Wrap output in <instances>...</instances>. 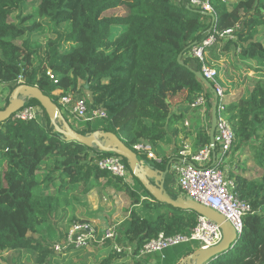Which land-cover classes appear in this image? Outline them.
<instances>
[{
	"label": "trees",
	"instance_id": "trees-1",
	"mask_svg": "<svg viewBox=\"0 0 264 264\" xmlns=\"http://www.w3.org/2000/svg\"><path fill=\"white\" fill-rule=\"evenodd\" d=\"M201 1L210 4L211 12L191 0H0V82L8 90L0 110L23 84L38 87L58 110L54 93H74L90 111L104 109L108 115L94 125L81 122L86 127L79 133H114L138 158H147V151L136 147L148 146L162 162L146 164L165 170L174 156L166 157L160 144L172 143L171 129L184 116L173 113L172 100L186 93L183 100L190 108L199 95H212L196 76L202 63L185 56L214 32L232 29L231 38L219 39L208 50L206 64L213 66L210 56L219 45L227 55L234 52L255 62L256 77L248 80L243 94L232 97L226 115L235 134L233 153H250L260 172L249 176L246 166L238 164L227 173L252 211L243 218L237 240L207 264H264V0L242 11L229 1ZM121 9L123 17L105 13ZM217 81L224 87L220 77ZM26 104L43 109L35 99ZM43 111L47 118L0 123V252H29L34 264H56L55 230L47 234L43 228L59 213L67 215L79 195L109 187L125 192L132 203L129 218L116 227L115 244L122 250L106 241L107 255L100 264H143L135 256L147 241L197 226L196 213L157 202L134 175L131 187L101 171L96 161L110 154L66 142ZM207 119L211 122V109ZM208 145L209 130H199L194 149ZM194 251L182 244L165 250L159 260L176 264Z\"/></svg>",
	"mask_w": 264,
	"mask_h": 264
},
{
	"label": "built area",
	"instance_id": "built-area-1",
	"mask_svg": "<svg viewBox=\"0 0 264 264\" xmlns=\"http://www.w3.org/2000/svg\"><path fill=\"white\" fill-rule=\"evenodd\" d=\"M178 1V0H177ZM226 1V0H222ZM191 4L204 11L211 12V6L206 1L191 0ZM233 30L224 32H214L200 44L192 47L188 53L190 58L199 60L202 63L201 74L209 81L213 87L212 101L217 103V126L214 137L215 149L211 145L200 147L197 150L191 145H184L179 152L178 164L174 171L177 174V187L185 199L192 200L203 206L209 207L221 214L239 233L242 229L243 218L252 211L249 204L242 201L235 193V184L229 175L222 170V164L228 155L233 151L235 134L226 115L227 104L229 103L225 88L217 81L218 70L206 64L208 50L219 43V39L227 40L232 37ZM240 52V50H239ZM53 79V76H51ZM19 83L23 84L22 78ZM1 84V82H0ZM55 94V93H54ZM56 95V94H55ZM58 115L62 117L71 116L79 129H85L82 123H94L97 120L108 118L104 109H94L90 111L88 103L84 98L76 96L74 93L62 95L60 91ZM208 99L205 94H201L191 104V109H199L203 114L208 112ZM44 119V111L40 106L24 104V106L13 116L14 120L29 122L37 119ZM73 123V122H72ZM69 124V123H68ZM67 124V125H68ZM70 125V124H69ZM188 125V124H187ZM211 122L207 129L210 131ZM136 149L147 151V158L155 164H161V160L148 146L140 145ZM101 171H106L120 178L125 184H133L134 177L123 158L110 154L99 158L96 161ZM117 238L116 227H110L103 232L89 223L74 224L66 231L63 237L54 244V251L57 255H68L73 252H80L89 249L95 244L104 245L106 241L113 242V249L120 252L122 247L115 244ZM223 240L221 226L212 219L198 216L197 226L184 234L167 237L160 234L155 239L147 241L135 256L137 260L160 254L164 251L182 244L199 243L197 250H209L218 246ZM101 243V244H100ZM131 252V249L129 250Z\"/></svg>",
	"mask_w": 264,
	"mask_h": 264
},
{
	"label": "rangeland",
	"instance_id": "rangeland-1",
	"mask_svg": "<svg viewBox=\"0 0 264 264\" xmlns=\"http://www.w3.org/2000/svg\"><path fill=\"white\" fill-rule=\"evenodd\" d=\"M226 1H229L230 3H236L238 10L240 11H242L243 7L245 6L249 10H252L255 3V0L252 2H249L248 0ZM177 2H179V0ZM105 13L120 17H123L125 14L123 9L109 10ZM116 28L122 27L117 26ZM260 33H264V28L260 29ZM41 41L44 43V37L41 38ZM237 52L239 53V51ZM210 58L213 59L211 63L213 67L218 70L219 77L223 82L225 91H229V94H227L229 96V101H232L230 94H234L233 98L235 95L240 96L249 86L248 80L250 78L256 77L255 72L257 71V68L255 62L242 60L234 52L230 53L229 55L225 54L222 50V45H219L216 48L215 54L212 57L210 56ZM2 86L3 85L0 84L1 109L5 107L8 101L6 93L4 92L5 90L2 89ZM210 98L212 99V95ZM207 99L210 100L209 98ZM44 116L46 117L45 113ZM64 116L66 117V113H64ZM66 118L69 124H72V122L75 123L71 116ZM94 124L95 123H92V125ZM228 157L224 161L225 165H222V170L228 174L229 171L238 164L246 166V169L248 170L247 175L249 176H257L260 172V169L254 164L250 153L246 152L239 154L235 152L233 153L232 151ZM139 160L143 164H146L147 162L154 164V162L147 160V158L141 155L139 156ZM177 161L178 157L173 162L176 163ZM249 161H251V163ZM169 173L170 178H174L177 182L178 177L176 172H172V168H170ZM130 185L133 187L132 184ZM171 194L175 195L173 191H171ZM131 203L132 199L129 195H127L125 192L117 191L113 187L103 189L102 191L94 190L87 195H79L78 200L72 202V206L67 215L64 216L62 213H59L56 220L45 226L43 230L46 231L47 234L49 229L55 230V238L53 239V243L57 242L63 237L66 231L70 229L72 224L75 223L72 222L74 220H86L92 226H101L99 231L103 232L110 227H117L128 218V210L131 208ZM35 237L38 238L37 235H35ZM184 245H189L194 248L199 247L198 242ZM105 248L106 247L103 245L95 244L93 247L80 252L76 251L69 253L68 255H56L55 262L56 264H100L107 255L106 250H104ZM0 264H34V257L29 252L7 250L0 252Z\"/></svg>",
	"mask_w": 264,
	"mask_h": 264
},
{
	"label": "water",
	"instance_id": "water-1",
	"mask_svg": "<svg viewBox=\"0 0 264 264\" xmlns=\"http://www.w3.org/2000/svg\"><path fill=\"white\" fill-rule=\"evenodd\" d=\"M181 56L179 61L181 62ZM196 76L201 82L211 91L214 92L213 87L209 81L200 73L196 72ZM37 100L43 109L46 111L52 123L56 129L61 133L62 138L66 142H78L86 147H96L100 152L107 154H115L123 159H126L129 163L132 174L140 181L145 190L153 197L157 202L168 204L174 208H181L184 210L192 211L198 216H202L208 219L215 220L223 231L222 242L209 250H197L191 253L180 261L179 264H207L217 255L227 250L238 238V233L235 228L225 220V218L216 212L215 210L196 203L192 200L185 199L182 195L174 199L167 191L166 176L169 174L172 162H168L166 170H157L150 164H143L140 162L137 154L129 149L125 143L117 137L114 133L105 131H95L88 135H83L73 128H71L58 115V107L52 101L51 98L44 95L38 87H31L23 84L18 86L13 93L7 107L0 110V123H4L13 116L24 106L26 100ZM60 125L62 127L60 128ZM217 126V103L213 106L211 113V128L209 131L210 145L212 149H215V132Z\"/></svg>",
	"mask_w": 264,
	"mask_h": 264
},
{
	"label": "crops",
	"instance_id": "crops-1",
	"mask_svg": "<svg viewBox=\"0 0 264 264\" xmlns=\"http://www.w3.org/2000/svg\"><path fill=\"white\" fill-rule=\"evenodd\" d=\"M187 55L185 56V59L189 58V56H187ZM83 84H84L83 82H80V85H83ZM2 89L5 90L4 92L6 93V97H7L8 96V90L4 86H2ZM59 92L60 91H57V92H55V94L57 95V94H59ZM185 95H186V93L179 94L176 98H174V100H172L173 113H175L176 115H180V114L184 115L182 121L175 124L171 129V131L173 133H175V135L172 138L173 139L172 143L163 142L160 144V147H161V149L164 152L166 157L169 158V157L174 156V159L170 161V162H172V165L170 167V168H172V172H174V169L178 164V161L176 163L173 161L175 159H177V157H179V152L181 151L182 147L184 145L188 144V145H192L194 148L195 138H196L198 131L202 130L204 128H207L208 123H209L206 114L204 115L203 112L199 109H196L195 111H193L191 109V107L189 108V104L184 103L183 99L185 98ZM230 95H231L230 98L232 99L234 94L232 93ZM4 100H5V98H4ZM209 101L211 103L209 104V102H208V104H209L208 109H211V113H212V109H213V106L215 104L211 98ZM45 122H46V120H45ZM70 126L75 131L79 130V127L76 123H72V124H70ZM93 148L96 149V147H93ZM93 154H95V153L93 152ZM159 160L162 161V159L160 157H159ZM249 162L251 163V161H249ZM222 165H225V163ZM164 166H165V170H166V165H164ZM157 170H161V169H157ZM165 170H162V171H165ZM133 184H135V180H134ZM165 187L167 188V191L169 192L171 197H173L174 199H176L177 197H179L181 195V193L177 187V182L175 181L174 178L173 179L170 178V173L166 176V186ZM171 191H173L175 195H172ZM149 200H151V199H149ZM128 218H129V212H128ZM127 219H125L124 221H126ZM96 228H98V230H99L101 228V226L99 227L96 225ZM100 248H102V247H100ZM160 256L162 258L161 260H163L165 258V254H163V255H160V254L150 255V256L143 259V264H162L161 263L162 261L159 260ZM181 260L182 259H180L176 264H179ZM168 263H172V258L168 257Z\"/></svg>",
	"mask_w": 264,
	"mask_h": 264
}]
</instances>
